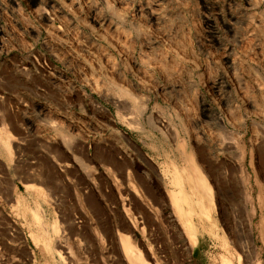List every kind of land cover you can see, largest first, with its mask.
<instances>
[{"label":"rangeland","instance_id":"obj_1","mask_svg":"<svg viewBox=\"0 0 264 264\" xmlns=\"http://www.w3.org/2000/svg\"><path fill=\"white\" fill-rule=\"evenodd\" d=\"M135 257L264 264V0H0V264Z\"/></svg>","mask_w":264,"mask_h":264},{"label":"bare ground","instance_id":"obj_2","mask_svg":"<svg viewBox=\"0 0 264 264\" xmlns=\"http://www.w3.org/2000/svg\"><path fill=\"white\" fill-rule=\"evenodd\" d=\"M62 9V8H61ZM63 10V9H62ZM45 15H46V13H44ZM44 17H46V16H44ZM107 93V92H106ZM114 101V100H113ZM62 136H64V135H62ZM13 142V141H12ZM15 145V144H14ZM66 145H68V144H66ZM68 146H70V145H68ZM184 178V177H183ZM181 180V179H180ZM201 181V180H200ZM202 182V181H201ZM198 183H200V182H198ZM205 185V184H204ZM203 186V185H202ZM206 186V185H205ZM199 187H201V186H199ZM198 188V187H197ZM208 191V190H207ZM203 192V191H202ZM201 194V193H200ZM202 194H204V193H202ZM176 209V208H175ZM206 212V211H205ZM131 255H134V253H133V251L131 250L130 252H129ZM128 253V254H129ZM130 254L128 255L129 257H130ZM226 259V258H225ZM126 260V259H125ZM134 263L133 264H138V263H140L141 261L140 260H138L136 257L134 258ZM225 261V260H224ZM227 263V262H226ZM228 264H229V262H228Z\"/></svg>","mask_w":264,"mask_h":264}]
</instances>
